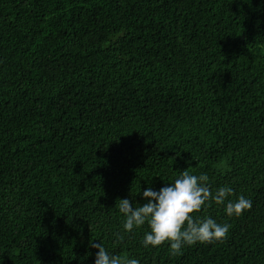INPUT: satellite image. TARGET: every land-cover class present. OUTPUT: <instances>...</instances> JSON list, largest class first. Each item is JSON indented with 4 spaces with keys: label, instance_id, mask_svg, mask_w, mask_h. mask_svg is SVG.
Returning a JSON list of instances; mask_svg holds the SVG:
<instances>
[{
    "label": "trees",
    "instance_id": "16d2710c",
    "mask_svg": "<svg viewBox=\"0 0 264 264\" xmlns=\"http://www.w3.org/2000/svg\"><path fill=\"white\" fill-rule=\"evenodd\" d=\"M189 167L252 208L197 214L225 240L144 247L117 200ZM92 242L264 264V0H0V264H95Z\"/></svg>",
    "mask_w": 264,
    "mask_h": 264
},
{
    "label": "clouds",
    "instance_id": "9594fccd",
    "mask_svg": "<svg viewBox=\"0 0 264 264\" xmlns=\"http://www.w3.org/2000/svg\"><path fill=\"white\" fill-rule=\"evenodd\" d=\"M147 201L143 205L132 206L128 199H118L116 208L124 216L123 228L127 233L148 225L150 231L145 232L141 243L144 247H160L170 245L172 255L182 254V249L197 243L210 244L225 240L230 225L220 224L211 216L200 217L206 208L214 202L223 205L225 213L231 216H241L252 208V201L243 195L236 199L230 186H221L215 190L210 187L207 174L194 175L187 170L179 172V176L171 184H166L159 191L151 187L143 191ZM123 242V235L118 234ZM98 249L95 264H140L136 258L127 255H110L102 243H91Z\"/></svg>",
    "mask_w": 264,
    "mask_h": 264
}]
</instances>
